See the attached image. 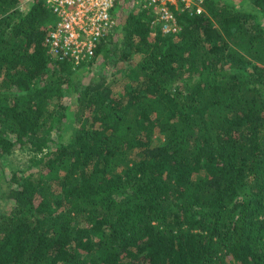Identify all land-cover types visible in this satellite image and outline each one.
I'll return each mask as SVG.
<instances>
[{
  "label": "trees",
  "instance_id": "obj_1",
  "mask_svg": "<svg viewBox=\"0 0 264 264\" xmlns=\"http://www.w3.org/2000/svg\"><path fill=\"white\" fill-rule=\"evenodd\" d=\"M204 4L74 67L45 0H0V264H264V0Z\"/></svg>",
  "mask_w": 264,
  "mask_h": 264
},
{
  "label": "built area",
  "instance_id": "obj_2",
  "mask_svg": "<svg viewBox=\"0 0 264 264\" xmlns=\"http://www.w3.org/2000/svg\"><path fill=\"white\" fill-rule=\"evenodd\" d=\"M29 1V0H28ZM56 16L49 24L46 41L56 61L68 60L74 67L95 56L98 45L117 29V7L128 4L154 12V26L163 33L181 29L177 10L203 12L204 0H45Z\"/></svg>",
  "mask_w": 264,
  "mask_h": 264
},
{
  "label": "rangeland",
  "instance_id": "obj_3",
  "mask_svg": "<svg viewBox=\"0 0 264 264\" xmlns=\"http://www.w3.org/2000/svg\"><path fill=\"white\" fill-rule=\"evenodd\" d=\"M239 1V0H237ZM132 9H135L133 7H131L128 4H125L122 7H117V11L118 12V16H117V26H118V30L116 29L115 32L108 38V40H110L112 37L117 36L119 34V32L121 31V24L123 23V19L127 16L128 12H130ZM115 38V37H114ZM100 65L101 63H98L95 66V69L98 70L100 69ZM29 158V153L25 152L23 150H18L15 154H12L11 156L8 157L7 161H2L1 162V166H3L5 168V171H7L8 173L12 170V168H20L23 167ZM5 207V203L3 200L0 199V208H4Z\"/></svg>",
  "mask_w": 264,
  "mask_h": 264
}]
</instances>
